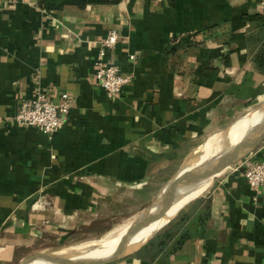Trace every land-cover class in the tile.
Returning a JSON list of instances; mask_svg holds the SVG:
<instances>
[{
    "label": "crops",
    "instance_id": "obj_1",
    "mask_svg": "<svg viewBox=\"0 0 264 264\" xmlns=\"http://www.w3.org/2000/svg\"><path fill=\"white\" fill-rule=\"evenodd\" d=\"M262 9L264 0H119L50 11L0 0V264L97 222L264 104L253 61ZM111 29L106 60L129 81L107 97L92 63ZM186 34L190 44L171 50ZM38 93L70 97L51 134L12 119ZM248 160L264 161V136L185 202L172 232L87 264H264V183L249 187Z\"/></svg>",
    "mask_w": 264,
    "mask_h": 264
},
{
    "label": "water",
    "instance_id": "obj_2",
    "mask_svg": "<svg viewBox=\"0 0 264 264\" xmlns=\"http://www.w3.org/2000/svg\"><path fill=\"white\" fill-rule=\"evenodd\" d=\"M259 108L262 112L260 118L236 141L230 142L227 139V131H225L222 133V136L219 139V150L216 153L207 155L204 158H198L201 154L200 153L197 157V160H195V154L191 155L190 158H188V160L184 163V165L176 172L174 177L168 182L166 188L162 190V193L153 203H157L158 201L162 200L163 194L169 188L172 189V198L178 199L179 197L187 194L190 188H192L199 181L207 177L212 178L213 176L220 173L216 172V169L224 161H229L231 163L232 161L237 160L243 154L248 152L251 148H253L257 144V142L264 136V104L259 106ZM185 202L180 204L176 208L174 214L169 216L161 225L167 223V221L183 207ZM167 215L168 213H166L165 215L162 214L161 216L156 218L154 217L156 219L155 221L164 219V217ZM154 218H152V220ZM149 223V220H146L139 226H137L134 222V224L130 228L131 230L121 236L114 248L105 255L86 256L83 254H78V252H67L59 254H48L42 252L38 255L31 254L23 258L18 264H28L33 260H42L49 264H87L109 259L122 253L128 246L134 245V243H131V237L141 228L147 226Z\"/></svg>",
    "mask_w": 264,
    "mask_h": 264
},
{
    "label": "built area",
    "instance_id": "obj_3",
    "mask_svg": "<svg viewBox=\"0 0 264 264\" xmlns=\"http://www.w3.org/2000/svg\"><path fill=\"white\" fill-rule=\"evenodd\" d=\"M118 36L117 31L111 29L98 41L92 63L94 81L105 91L107 97L116 96L129 81V77L122 75L115 64L106 60L107 51L115 46ZM69 107L70 97L67 93H62L58 102L38 93L21 102L12 119L15 124L36 126L43 133L51 134L63 125ZM243 175L249 187L257 190L264 183V161L248 160L243 168Z\"/></svg>",
    "mask_w": 264,
    "mask_h": 264
},
{
    "label": "bare ground",
    "instance_id": "obj_4",
    "mask_svg": "<svg viewBox=\"0 0 264 264\" xmlns=\"http://www.w3.org/2000/svg\"><path fill=\"white\" fill-rule=\"evenodd\" d=\"M260 111V108L255 109L254 111L250 112L245 118H243L240 122H238L233 129H229L227 132V139L230 142L236 141L244 132L248 131V129L257 122V120L260 118L256 117L254 121L251 122V120L256 116V114ZM251 122V123H250ZM239 134V136H236ZM220 135L217 134L212 138V142L217 139L219 140ZM220 143V142H219ZM208 144L205 143L203 149ZM211 144V143H210ZM217 144H213L212 147H216ZM210 148V149H211ZM209 149V148H208ZM219 150V148H214L211 151H205L202 153V155L199 156V158H204L207 155H212L216 153ZM229 161H224L221 165L218 166L216 169V172H222L224 169H226L229 166ZM219 174V173H218ZM211 180V177H207L198 183H196L190 190L187 192V194L179 197L178 199L172 198V193L163 199L162 201L158 202L157 204H154L150 206L146 210L136 211L135 212V218L133 219V223L130 224L129 222L123 223L120 225L119 228L111 231L110 233H107L106 235L102 236L101 238H91V239H85V241L75 243L72 246L66 247V248H59V249H48L44 251V253L48 254H59L63 251H76L78 254H83L86 256H97V255H105L109 253L114 246L116 245L117 241L121 236L129 232L132 227V225L135 222V225L139 226L142 222L149 220V224L143 228H141L139 231H137L132 237H131V243L137 244L141 240L147 238L151 234H153L157 229H159L164 223V221L174 214L176 208L182 204L183 202L187 201L188 199L197 196L200 194L204 189L207 187ZM168 213L167 216L164 217V219H161L159 221H155L156 217L161 216L162 214ZM155 217V218H154ZM152 218H154L152 220ZM161 225V226H160ZM96 241V242H94ZM99 241V242H98ZM72 253V252H71ZM28 264H49L47 262H44L42 260H33Z\"/></svg>",
    "mask_w": 264,
    "mask_h": 264
},
{
    "label": "rangeland",
    "instance_id": "obj_5",
    "mask_svg": "<svg viewBox=\"0 0 264 264\" xmlns=\"http://www.w3.org/2000/svg\"><path fill=\"white\" fill-rule=\"evenodd\" d=\"M236 136H239V134H237ZM219 142H220V140H217V139H215L212 142V139H211V141L208 142V145H206L204 152L206 150L211 151L214 148H219ZM213 144H217V146L211 148V146ZM202 151H203V147L200 146L199 149L194 153L196 159H197L198 155L200 153H202ZM233 162L234 161H232L230 163V165ZM179 169L180 168H172L171 172H170V170L161 172V174L155 178L154 183L150 184V188L148 191H146L144 193L140 192L137 196L134 195L130 198L128 197V198L122 199V201H120L116 205L112 206V209L110 210V212H109V210H107V212H104L103 214L98 215V217H96V218H99L97 222H95V223L86 222L84 225H82V228L80 229V231L76 232V234L70 236L66 240H63L60 242H58L56 240L57 241L56 242V241H54V239H51L49 241L42 242V244H40L39 247H36L35 251L32 252L31 254L38 255V254H40V253H42L48 249L66 248V247L72 246L75 243L85 241V239L87 240V239H91V238L93 239V238H98V237L101 238L102 236L106 235L107 233H110L111 231L119 228L120 225L123 223L129 222L130 224H132L133 219L136 217L135 216L136 211H141L144 208H145L144 210H146L150 206L157 204L158 202L162 201L163 199H165L166 197H168L172 193L171 188L167 189L162 196V200L158 201L157 203H153L154 201L157 200L159 195L162 193V190L164 188H166L168 182L174 177V175L176 174V172ZM205 190H206V188L199 195L203 194L205 192ZM152 207H154V206H152ZM174 216L172 218H170L167 221V223H165L159 229H157L146 240L152 239L153 241H156L159 238H162L165 233L168 234L169 232H172L177 227L176 223L180 221V220L174 221V219H173ZM162 229H163V231H160ZM158 231H159V233H158ZM156 232H157V234H156ZM154 234H156V235H154ZM94 242H96V241H94ZM134 245L128 246L126 249H128ZM67 252L71 253V252H76V251L70 250V251H63L61 253H67ZM31 254H29V255H31Z\"/></svg>",
    "mask_w": 264,
    "mask_h": 264
},
{
    "label": "trees",
    "instance_id": "obj_6",
    "mask_svg": "<svg viewBox=\"0 0 264 264\" xmlns=\"http://www.w3.org/2000/svg\"><path fill=\"white\" fill-rule=\"evenodd\" d=\"M118 1L119 0H37V3L39 6L44 7L50 11H56L62 9L65 6H76L78 8H84L88 4H114ZM170 3L173 4L174 0H170ZM255 21L261 26L264 25V9L255 14ZM189 38L190 34H186L180 37L178 40H174L176 44L174 46H171V50L190 44ZM253 61L256 67L264 73V40L256 49L253 55ZM207 207L208 205L205 204L206 209L200 213V216L198 217L199 220L202 221L207 216ZM163 241L164 239L160 240V243ZM177 242H179V239H176V242H174L175 245L178 244Z\"/></svg>",
    "mask_w": 264,
    "mask_h": 264
}]
</instances>
